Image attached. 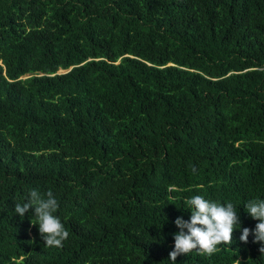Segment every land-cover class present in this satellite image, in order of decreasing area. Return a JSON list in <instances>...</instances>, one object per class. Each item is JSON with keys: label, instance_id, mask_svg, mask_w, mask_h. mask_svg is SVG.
Masks as SVG:
<instances>
[{"label": "trees", "instance_id": "obj_1", "mask_svg": "<svg viewBox=\"0 0 264 264\" xmlns=\"http://www.w3.org/2000/svg\"><path fill=\"white\" fill-rule=\"evenodd\" d=\"M32 189L60 248L14 212ZM196 195L240 227L175 264H264V0H0V264H170Z\"/></svg>", "mask_w": 264, "mask_h": 264}, {"label": "clouds", "instance_id": "obj_2", "mask_svg": "<svg viewBox=\"0 0 264 264\" xmlns=\"http://www.w3.org/2000/svg\"><path fill=\"white\" fill-rule=\"evenodd\" d=\"M26 200L27 203L15 204V214L23 218L29 209H32L36 222L30 221V223L38 226L44 247H62L69 232L65 229L60 218L55 215L59 205L53 193L48 191L41 194L38 190L32 189ZM187 203L190 206L189 221H184L179 217L174 221L180 231L173 235L174 249L168 257L170 264H175L178 256H187L192 251L207 256L213 255L219 250V245L231 244L232 233L240 227L237 208L231 202L225 205L196 195L190 198ZM244 209L258 223L255 225L254 231L243 228L240 240L247 243L251 231L255 237L253 243L259 242L262 245L259 251L264 253V200H249L244 205ZM235 264H240V261L235 260Z\"/></svg>", "mask_w": 264, "mask_h": 264}, {"label": "rangeland", "instance_id": "obj_3", "mask_svg": "<svg viewBox=\"0 0 264 264\" xmlns=\"http://www.w3.org/2000/svg\"><path fill=\"white\" fill-rule=\"evenodd\" d=\"M61 72V71H60Z\"/></svg>", "mask_w": 264, "mask_h": 264}]
</instances>
